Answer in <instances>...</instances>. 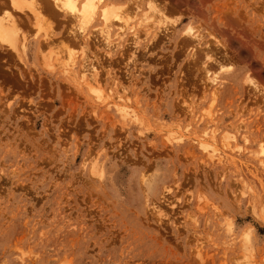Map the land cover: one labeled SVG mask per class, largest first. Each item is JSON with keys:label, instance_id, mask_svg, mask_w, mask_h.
<instances>
[{"label": "rangeland", "instance_id": "1", "mask_svg": "<svg viewBox=\"0 0 264 264\" xmlns=\"http://www.w3.org/2000/svg\"><path fill=\"white\" fill-rule=\"evenodd\" d=\"M156 1L179 22L138 48L90 27L106 102L62 69L64 16L0 44V264H264V0Z\"/></svg>", "mask_w": 264, "mask_h": 264}, {"label": "bare ground", "instance_id": "2", "mask_svg": "<svg viewBox=\"0 0 264 264\" xmlns=\"http://www.w3.org/2000/svg\"><path fill=\"white\" fill-rule=\"evenodd\" d=\"M86 4L88 5L87 7H85ZM48 16H50L51 20L54 17L55 19L53 20L54 22L56 21L57 18L61 16H64L65 19L69 21L71 25L70 26L71 31L69 32L73 36V39L74 38L76 39V40L74 39L73 41H77V45L80 46L83 52L82 54L84 55L81 58L82 60L79 61L78 63L76 57L73 55V53H71L73 51L69 50L70 52H68L69 54H67L66 55L67 58H65L67 61L65 60L66 62L64 61V64L60 63L63 67L62 69L64 73L69 78H75L78 81H80L82 84L87 85L88 91L89 90L92 91L98 97L97 99H99L102 102L104 101L106 102V100H108V98L111 99L112 96L110 95V93L108 95L105 94L104 91L102 90V82H101L102 80L100 76L101 72L99 71L100 68L98 69V65L100 67V64L96 63L97 65H95V63H93V60L90 58L91 56H89V52L87 54L88 46L91 41L90 39H92V37L90 36L91 33L89 34L90 27L95 26V23L99 21L100 31L98 33L100 35V38L102 39L101 41L104 44L103 47L106 48V51H105L106 56L111 57L114 54V49L122 46L121 40H125L124 36L128 35L127 34L128 32L131 34L130 38L132 37V39L129 38V40H131V42H133V44L137 46L138 48L140 47L141 40L144 39V38L141 39V35H140L141 32H143L142 35L145 37V39H148L149 41V40L154 39L157 36V34L160 31L159 29H161L162 27H165L162 29H164L167 32L174 31L173 29L174 26H176V24L179 22V19H178L176 21L173 20L174 23H171V21L167 17L169 15L165 13V8L163 7V5L161 6V3H157L156 0H0V44L8 47L7 49L11 48L14 53L17 52L20 54L22 53L24 55L26 53L25 49H26L27 42L30 39V37L33 36V35L29 36L27 31L25 32L24 25L29 23V25H34V26L37 25L41 27L42 23H46L47 25L45 24L44 26L45 27L47 26L48 28V24L50 21V18ZM55 16L57 18H55ZM22 17H25L24 18L25 20L22 19ZM65 19H63V21ZM167 20L170 21L169 23L172 24L171 26ZM58 21H62V20L59 19ZM58 21H56L57 24L61 23ZM115 27H117L118 30L114 33L113 30ZM47 28L45 29L46 30L45 36H47L48 38V36H51L50 34L52 33L51 31L53 30L47 31ZM94 30H97V29H94ZM92 34H94V32ZM183 34H185L186 37L188 36L192 38V41L194 42L193 43L194 44L193 49H195L194 51L195 52L200 51V48L198 49L197 47H199V44L201 43L200 39L203 37L202 34L198 32L195 33L194 27L192 25H188L183 30ZM185 35L183 37H185ZM184 39L182 38V40ZM62 42H61V45H62ZM91 42H93V40ZM50 43L51 42H47V45H49ZM93 43L92 45H94ZM209 48L210 47H208L207 49ZM67 49H68V46H67ZM207 49H203V50H207ZM65 51H68V50L65 49ZM200 52H203V51H200ZM205 52H206V57H208L207 59H209V56H212V55L209 54V50ZM95 54H97V52ZM203 66H205L203 68H204V71L206 72L205 74H207V76L206 75L204 76L208 77L206 79L210 80L208 83L211 82L213 86L218 85L219 79L216 78L215 76L208 75L210 72L209 69L211 68H208L207 66L208 68L207 69L206 64ZM250 78L249 76L246 77L245 81L251 87H253L256 91L260 92L261 89H259L256 83ZM115 94H117V96H115L116 98L114 97L116 100L108 103V107H111V104H112L118 110L117 112H120L121 115H123L122 117L130 118V119L134 118L135 121H137L138 119L137 112L134 110H131V107H129V104L124 103L121 100L122 95H119L118 92H115ZM191 111H194V110H191ZM211 122H214V120L211 119ZM216 133H217V130L213 129L212 134L215 136L217 135ZM222 138L231 140L232 138H234V136L224 135ZM228 144L230 143L228 142ZM204 147L209 148L210 145H205Z\"/></svg>", "mask_w": 264, "mask_h": 264}, {"label": "snow or ice", "instance_id": "3", "mask_svg": "<svg viewBox=\"0 0 264 264\" xmlns=\"http://www.w3.org/2000/svg\"><path fill=\"white\" fill-rule=\"evenodd\" d=\"M70 6V5H69ZM88 5L86 4L85 7H87Z\"/></svg>", "mask_w": 264, "mask_h": 264}]
</instances>
